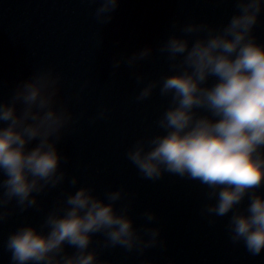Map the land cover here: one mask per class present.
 <instances>
[{"label": "clouds", "instance_id": "9594fccd", "mask_svg": "<svg viewBox=\"0 0 264 264\" xmlns=\"http://www.w3.org/2000/svg\"><path fill=\"white\" fill-rule=\"evenodd\" d=\"M98 3L96 20L110 23L119 0ZM233 5L227 23L218 27L174 23L155 49L166 57L168 73L147 82L144 75L135 74L142 85L137 102L157 89L169 102L156 121L161 132L137 139L126 157L144 179L157 181L169 173L206 186L209 203L202 215L209 223L227 217L230 240L260 256L264 42L255 30L264 16V0H233ZM153 53L154 48L146 46L130 56L114 57L112 70L123 64L136 67ZM61 90L62 77L51 68L41 69L17 83L10 98L0 102V224L16 212L40 210L38 197L67 180L63 165L68 157L59 145L75 131L77 118L61 99ZM107 115L108 109L102 108L89 122ZM69 183L75 191L62 192L42 224H24L8 234L4 248L9 264H106L101 250L122 248L144 256L149 249L166 247L160 228L148 226L157 219L154 212L144 211L145 223L138 226L130 202L117 207L126 198L122 187L101 198L91 186L77 188L79 177ZM98 234L103 239L94 241Z\"/></svg>", "mask_w": 264, "mask_h": 264}, {"label": "water", "instance_id": "95a60500", "mask_svg": "<svg viewBox=\"0 0 264 264\" xmlns=\"http://www.w3.org/2000/svg\"><path fill=\"white\" fill-rule=\"evenodd\" d=\"M98 6V0H0V102L33 72L51 68L62 77L61 99L77 118L75 131L59 145L68 157L63 165L67 180L38 197L40 210L16 212L0 224V264H9L4 248L8 234L24 224H42L61 193L75 191L69 183L73 176L79 177L77 188L91 186L101 198L122 187L126 198L117 207L130 202L138 226L145 223L144 211L156 214L148 226L160 228L166 247L149 249L144 256L122 248L101 250L106 264H264V253L252 256L242 243L230 240L227 217L209 223L202 215L209 203L206 186L169 173L157 181L144 179L126 157L137 139L161 132L156 121L169 102L158 89L137 102L142 85L135 74L144 75L145 82L167 74L168 61L155 49L173 24L221 26L234 12L233 0H119L107 24L96 20ZM255 35L264 42V16ZM146 46L154 48L150 58L113 72L114 57ZM102 108L108 109L107 118L90 123Z\"/></svg>", "mask_w": 264, "mask_h": 264}]
</instances>
